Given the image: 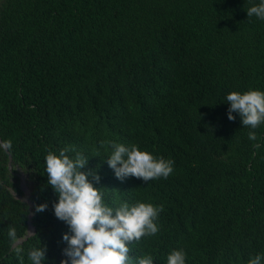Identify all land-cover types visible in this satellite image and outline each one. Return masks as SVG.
Wrapping results in <instances>:
<instances>
[{"label":"trees","instance_id":"obj_1","mask_svg":"<svg viewBox=\"0 0 264 264\" xmlns=\"http://www.w3.org/2000/svg\"><path fill=\"white\" fill-rule=\"evenodd\" d=\"M258 2L0 0V264H21L16 247L23 264L34 247L46 246V264L67 259L45 181L47 153L66 146L88 156L82 171L100 176L111 206L163 205L162 230L133 242L137 255L167 264L184 247L188 264H247L264 252V124L250 140L226 103L264 91V20L246 12ZM102 140L171 158L174 172L121 181Z\"/></svg>","mask_w":264,"mask_h":264},{"label":"clouds","instance_id":"obj_2","mask_svg":"<svg viewBox=\"0 0 264 264\" xmlns=\"http://www.w3.org/2000/svg\"><path fill=\"white\" fill-rule=\"evenodd\" d=\"M246 12L248 18L255 16L264 20V0L253 3ZM226 101L229 105L228 119L235 120L233 113H236L243 126L253 129L249 131L248 138L256 141L258 137L254 129L264 124V91H233L227 94ZM8 146L10 142L3 145L9 152ZM100 147H104L106 151L110 149L106 161L108 168L121 181L140 178L146 185L155 179H167L174 172L173 159L156 157L147 150H141L136 144L102 140ZM254 147L260 148L261 145L256 143ZM10 159L12 161L11 156ZM45 164V181L58 197L53 204L54 215L69 228V232L62 237L67 244L63 250L67 259L60 264H155L151 254L139 256L130 246L133 242H139L142 237L156 235L162 230L158 218L163 205L142 201L129 204L122 201L117 206H111L105 201L102 188L94 186L93 181L98 184L100 176L92 171H82L88 164V156L77 152L73 146L60 149L59 154L49 151ZM26 177H21V188L25 193L24 201L29 203L31 192ZM14 196L16 197L15 191ZM47 207V203L39 204L36 211L43 212ZM32 218L33 214L30 215V220ZM29 234H36L32 224L26 239L31 237ZM8 237L13 242L17 241L14 227L9 228ZM162 247L163 243L160 244V251ZM15 251L23 264V256L20 255L23 249L16 247ZM46 251V246L32 248L27 254L30 264H46ZM164 259L167 264L190 262L184 247L171 250ZM247 264H264V252L250 257Z\"/></svg>","mask_w":264,"mask_h":264},{"label":"water","instance_id":"obj_3","mask_svg":"<svg viewBox=\"0 0 264 264\" xmlns=\"http://www.w3.org/2000/svg\"><path fill=\"white\" fill-rule=\"evenodd\" d=\"M30 233L32 234L33 232L31 231ZM29 236H31V235L29 234Z\"/></svg>","mask_w":264,"mask_h":264},{"label":"rangeland","instance_id":"obj_4","mask_svg":"<svg viewBox=\"0 0 264 264\" xmlns=\"http://www.w3.org/2000/svg\"><path fill=\"white\" fill-rule=\"evenodd\" d=\"M22 177V176H21Z\"/></svg>","mask_w":264,"mask_h":264}]
</instances>
